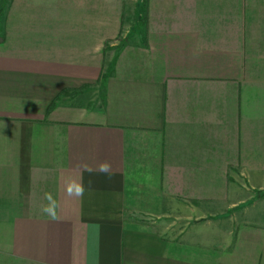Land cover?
Segmentation results:
<instances>
[{"label":"crops","instance_id":"1","mask_svg":"<svg viewBox=\"0 0 264 264\" xmlns=\"http://www.w3.org/2000/svg\"><path fill=\"white\" fill-rule=\"evenodd\" d=\"M262 191L264 0H0V264H264Z\"/></svg>","mask_w":264,"mask_h":264},{"label":"clouds","instance_id":"2","mask_svg":"<svg viewBox=\"0 0 264 264\" xmlns=\"http://www.w3.org/2000/svg\"><path fill=\"white\" fill-rule=\"evenodd\" d=\"M110 164L108 162H102L98 166V171L101 172H109L110 171ZM84 193V187L82 183H76L73 182V184H70L67 187V194L69 196H76V197H82ZM46 199L48 200V205L45 207V211L55 219V200L51 196V194H47Z\"/></svg>","mask_w":264,"mask_h":264},{"label":"rangeland","instance_id":"3","mask_svg":"<svg viewBox=\"0 0 264 264\" xmlns=\"http://www.w3.org/2000/svg\"><path fill=\"white\" fill-rule=\"evenodd\" d=\"M135 16H136V14H134V12H133L132 15H127L126 17H127V19L130 18V22H131V23L134 22V19H135V21L137 20V22H136L137 25H140V24L144 23V21H145L144 18H142V20L140 21L141 16H139L138 19H137V17L135 18ZM125 26H126V28H128V23H127V21H126ZM133 28H134V26H133ZM123 43H124V42L121 41V43L119 44V47L117 48V52H119V50L122 49V47H123ZM117 52H116V53H117ZM111 70H112V65L106 70V72H110ZM100 87H101V86H100ZM101 89H102V87H101ZM259 193H260V192H257V193H256V198H257V194H259Z\"/></svg>","mask_w":264,"mask_h":264},{"label":"trees","instance_id":"4","mask_svg":"<svg viewBox=\"0 0 264 264\" xmlns=\"http://www.w3.org/2000/svg\"><path fill=\"white\" fill-rule=\"evenodd\" d=\"M142 19H140V21H141ZM120 53V50H119V52H117V54H119ZM110 76H112V70L110 71V72H105V74H103L102 75V77H101V80H100V86L102 87V90L103 91H105V89H106V81H107V79L110 77ZM54 105V104H53ZM53 105H51L50 107H49V109H48V112L50 111V110H52V108L54 107ZM264 196V191H262V192H260L259 194H257V198H261V197H263Z\"/></svg>","mask_w":264,"mask_h":264}]
</instances>
